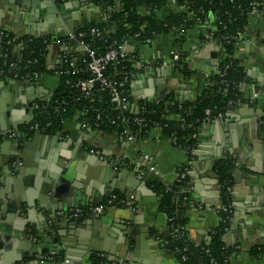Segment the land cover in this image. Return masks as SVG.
Segmentation results:
<instances>
[{
  "label": "crops",
  "instance_id": "crops-1",
  "mask_svg": "<svg viewBox=\"0 0 264 264\" xmlns=\"http://www.w3.org/2000/svg\"><path fill=\"white\" fill-rule=\"evenodd\" d=\"M182 10L170 1L157 14ZM74 15H81L78 27L106 19L105 10L93 0H0V32L46 38L45 63L53 69L67 55L83 52L66 32L60 33ZM213 34V23L185 31L181 50L192 71L187 76L169 66L178 51L173 33L158 35L150 43L128 42L133 108L170 95L190 100L200 93L204 74L216 73L223 56ZM241 39L235 59L245 71L246 102L203 124L191 152L162 137L158 128L130 140L117 131L82 125L77 114L63 133L31 131L34 107L50 100L57 75L44 74L29 80L31 84L24 83L28 79L0 77V264H94L93 255L104 257L105 264H177L155 236L167 232L168 219L158 211V197L148 182L158 177L172 183L177 170L186 168L185 229L191 242L201 244L219 223L223 192L216 167L226 159L233 168L227 191L232 221L224 235L234 249L229 264H264V256L254 259L248 253L264 243V4L260 14L249 17ZM13 133L19 134L17 140ZM147 156L158 176L138 178L139 163ZM14 160L18 165L12 170ZM118 160L125 163L114 169ZM114 193L132 196V207L109 206L95 218L52 217L59 210L92 206ZM44 255H56L57 260L42 263Z\"/></svg>",
  "mask_w": 264,
  "mask_h": 264
},
{
  "label": "trees",
  "instance_id": "trees-1",
  "mask_svg": "<svg viewBox=\"0 0 264 264\" xmlns=\"http://www.w3.org/2000/svg\"><path fill=\"white\" fill-rule=\"evenodd\" d=\"M170 1L183 10L170 11L160 17L157 13L165 9ZM93 3L105 10L106 19L86 22L73 33L75 36L84 34L76 41L82 40L97 54H103L115 44H145L158 35L173 33L177 36L175 44L179 53L177 67L174 66L173 69L187 76L192 71L186 60L187 54L181 50L184 33L196 24L213 23V37L223 48L217 72L204 76L205 84L193 99L178 100L170 95L158 101L140 102L134 109L129 96V108L121 111L112 102L108 90L102 86H94L90 96H85L80 90V82L91 78L85 52L67 55L53 69H48L45 63L46 38H19L9 34L16 41L2 39L4 50L0 53L1 78L23 79L34 73L57 75L58 78L50 100L38 102L32 115L31 131L36 125L43 132L63 133L66 124L77 114L82 125L105 132L117 131L135 140L144 137L151 128H158L162 137L191 152L206 118L212 121L218 114L223 116L230 107L246 102L242 92L245 71L236 61L235 54L247 26L252 4H258V9L262 12L264 0H93ZM93 29L98 31V36L90 33ZM172 59L173 56L170 61ZM11 63L16 64L14 69L10 68ZM14 73H18L17 78H14ZM129 74L131 75L128 76ZM133 74L130 56L124 61L107 64L104 73L110 80L124 81L123 89L128 95ZM206 111H209V115H206ZM172 115H177L178 119H172ZM123 163L125 161L122 165ZM232 169L230 160L217 164L216 174L223 192L222 206L218 211L222 221L213 228L209 240L201 244L191 242L185 229V205L182 198L186 197L189 202L187 176L183 179L176 177L169 184L158 177L148 182L150 189L158 197V211L168 219L167 232L156 233L155 236L162 240L177 264H229L234 249L226 244L224 235L231 227L233 213L231 197L226 191V187L232 184ZM180 170L182 169L179 168L177 172ZM148 175L146 173L144 177ZM114 194L119 199L126 197ZM116 204L117 202L113 205ZM89 207L81 208L87 211ZM83 217L90 216L85 213L81 218ZM248 253L254 259L264 256V243L250 248ZM48 256L57 260L56 255ZM91 260L94 264H105L107 261L100 255H93Z\"/></svg>",
  "mask_w": 264,
  "mask_h": 264
},
{
  "label": "built area",
  "instance_id": "built-area-1",
  "mask_svg": "<svg viewBox=\"0 0 264 264\" xmlns=\"http://www.w3.org/2000/svg\"><path fill=\"white\" fill-rule=\"evenodd\" d=\"M252 9L249 13L250 16H254L257 14H260V10L258 9V4H252ZM93 35H99L98 31L96 29L91 30L90 32ZM183 33V32H181ZM67 38L68 40L74 42L77 40V38H82L84 34L80 33L78 36H75L73 32L67 33ZM0 38L8 39L10 42H15L16 38L15 37H10L9 34L7 33H2L0 32ZM151 41L148 40L146 43H150ZM76 44L80 45L83 48V52L87 55L88 62H87V69L91 73V78L87 80H83L79 84L80 90L84 93L85 96H90L92 93V89L94 87V82H98L99 86H102V88L107 89L112 102L115 104V106L121 110L125 111L129 108L130 106V99L128 94H126L125 90L123 89L124 87V81H115V80H110L107 78L104 73L107 64L109 63H118L121 61L126 60L130 55L127 51V43H121V44H115L113 46H110V48L104 52L103 54H97L94 50L90 48L89 45L84 44L82 40L76 41ZM179 59V53L177 51L173 55V61L169 62V66L171 68L177 67V61ZM72 65V64H71ZM16 66L15 63L10 64V68L14 69ZM129 74L128 76H130ZM14 78L18 77V73H14ZM42 75H39L37 73H34L32 76H26L23 79H28V80H37L40 78ZM205 77H208V74H204ZM256 97V94L253 95ZM35 109L37 108V105L34 107ZM206 115H209V111H206ZM223 116L221 114H218L215 116L212 121L218 120L222 118ZM211 122L209 118H206V123ZM205 123V124H206ZM32 128V127H31ZM34 129L38 130L36 128V125L33 126ZM13 137L17 140V137L19 134H12ZM128 139L133 140L134 138L129 136ZM18 165L17 160H14L11 164V169L15 170ZM122 161H116L114 164V169H117L118 167H121ZM142 167L145 169L142 170ZM179 172L176 173V177L183 179L186 177V168L185 167H180ZM151 174L153 176H158V170L155 166V163L152 159V157L147 156L143 158L141 163H139L138 167V172L137 176L138 178H145V174ZM226 191H229V186L226 187ZM183 204L186 205L188 203V199L186 197L182 198ZM120 204V206L124 207H132L134 203V198L132 196H126L124 198L119 199L115 194H110L108 198H106L104 201H101L97 204H94L93 206H90L87 211L82 209L81 207L77 208H71L69 210L63 211L59 210L53 213L52 217L56 218H67V219H80L85 213H87L90 217L95 218L100 216L103 212L104 209L107 206H111L113 204ZM219 215V214H218ZM222 221V217L219 215V222ZM54 257L51 256H40V262L45 263V262H54Z\"/></svg>",
  "mask_w": 264,
  "mask_h": 264
},
{
  "label": "water",
  "instance_id": "water-1",
  "mask_svg": "<svg viewBox=\"0 0 264 264\" xmlns=\"http://www.w3.org/2000/svg\"><path fill=\"white\" fill-rule=\"evenodd\" d=\"M75 5V4H74ZM86 16H87V18L88 19H90V17H89V13L86 11ZM80 17H81V15H74V16H72V21H69L68 23H67V25H68V28L66 29H64L63 30V32H60V33H68V32H73L78 26V20L80 19ZM60 33H58V34H60ZM53 39H56V37H53ZM24 83H26V84H31V81H29V80H25L24 81ZM94 86L95 87H98L99 86V83L96 81V82H94ZM28 106H30V107H32V103H29L28 104Z\"/></svg>",
  "mask_w": 264,
  "mask_h": 264
}]
</instances>
